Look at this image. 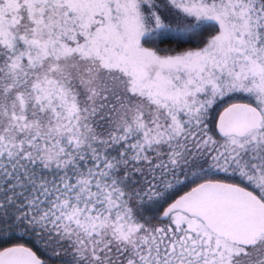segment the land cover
<instances>
[{"label": "snow or ice", "instance_id": "snow-or-ice-1", "mask_svg": "<svg viewBox=\"0 0 264 264\" xmlns=\"http://www.w3.org/2000/svg\"><path fill=\"white\" fill-rule=\"evenodd\" d=\"M0 264H264V0H0Z\"/></svg>", "mask_w": 264, "mask_h": 264}]
</instances>
